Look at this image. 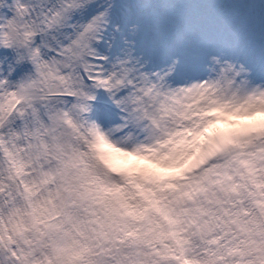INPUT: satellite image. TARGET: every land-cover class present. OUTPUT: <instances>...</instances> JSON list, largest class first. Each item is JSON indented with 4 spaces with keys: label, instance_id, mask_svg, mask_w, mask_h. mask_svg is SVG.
<instances>
[{
    "label": "snow or ice",
    "instance_id": "obj_1",
    "mask_svg": "<svg viewBox=\"0 0 264 264\" xmlns=\"http://www.w3.org/2000/svg\"><path fill=\"white\" fill-rule=\"evenodd\" d=\"M0 264H264V0H0Z\"/></svg>",
    "mask_w": 264,
    "mask_h": 264
}]
</instances>
